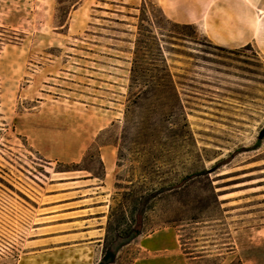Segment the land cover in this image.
Listing matches in <instances>:
<instances>
[{
	"label": "rangeland",
	"instance_id": "1",
	"mask_svg": "<svg viewBox=\"0 0 264 264\" xmlns=\"http://www.w3.org/2000/svg\"><path fill=\"white\" fill-rule=\"evenodd\" d=\"M174 24L159 0H0V264H98L117 182H173L203 168L215 170L224 214L177 227L196 214L192 200L214 201L203 178L193 196L160 202L151 232L117 264H264V59ZM160 52L184 115L155 113L167 97ZM136 56L157 91L130 86ZM143 144L161 152L141 159ZM177 228L203 258H186Z\"/></svg>",
	"mask_w": 264,
	"mask_h": 264
},
{
	"label": "trees",
	"instance_id": "2",
	"mask_svg": "<svg viewBox=\"0 0 264 264\" xmlns=\"http://www.w3.org/2000/svg\"><path fill=\"white\" fill-rule=\"evenodd\" d=\"M174 26L180 27L177 24H174ZM182 27L184 29L193 28L195 31H197V29L192 25H183ZM152 42L154 45L158 46V50H160L158 40L155 36H152ZM141 43L144 42L138 40V44ZM160 58L161 59L159 60L164 63V74L162 77L163 81L160 85H162L165 92L167 93V97L164 100L166 101V103L162 107V110H159V108H155V113L160 116H167L174 115L177 112H182L184 115V110L181 105L176 88V83L174 80V74L172 73L166 59L164 58L163 54H161V52ZM141 59L143 61H141ZM142 62L144 64V58H140L139 56L135 57L131 70L130 86L143 88L146 87L145 92L157 91V87L159 86L157 76L151 74L149 70L144 67L142 68V70H138L140 66H143ZM148 98L149 97L147 93V95L143 97V100H147ZM129 102L133 103L132 101H130V99ZM131 106L132 105H129L127 107V115L130 113ZM184 121L187 125L186 115L184 116ZM131 136L132 133H130L129 122L127 120V125L124 128L123 137L121 139L123 141L125 140L126 144V141ZM132 144L134 146H139L137 144L135 145V143L133 142ZM132 144L128 147H131ZM139 148H142V150L139 152V155L141 156L140 158H144L146 159V161H149V159L153 158V155L151 154L152 150L156 149L158 153H160L162 145L158 144V146H152L150 144H143ZM134 149L136 148H126V151L128 152ZM124 157L125 156L121 151L119 154V160H123ZM162 159H164V156H162L161 154H159L156 158L154 156V164H151L152 167H156L157 164L163 163ZM99 164L103 169L104 165L101 159H99ZM148 169H145V172L150 174L151 171L148 172ZM82 170L92 173L88 168H84ZM212 171L215 170H207L205 168L200 171L189 170L184 174V176L181 177L179 181L173 180V182L169 181L162 183L152 181L148 185L143 186L135 185L132 182L130 185H123L117 182L115 184V189L117 191L116 196L113 200V205L110 206L108 221L106 225L103 254L98 264H117L119 255L125 247L135 242L141 236H144L151 232L152 229L149 227V216L156 210L158 204L164 200H167L168 198H175L181 194H188L193 196L195 191L194 189L203 178L208 182V188L205 190V192L211 195L214 198V201L203 204L200 199L192 200L189 204H187V206L193 213L196 214H193V216L189 218L190 222H188L187 224L177 225V227L180 226L185 228L186 226H190L192 227L191 229H197L196 226L198 224L205 223V221L202 220V218H204L203 215L212 211H218L223 215L225 210L222 209V205L225 202L220 201V194L216 193V188L214 187L213 182L210 178ZM102 177L103 176H96L92 173V178H98L102 180ZM175 213L177 214V212ZM205 217L209 219L207 220V222L217 220L211 219V216ZM179 221V219L171 220L170 218H166V220L162 221V225H171L173 223H178ZM177 230L181 245V251L186 256V258L189 261L203 258L204 254H199L192 257L189 253H187V250L185 249V242L181 234L182 230L179 228H177ZM223 257L224 256H219L216 264H220L223 260Z\"/></svg>",
	"mask_w": 264,
	"mask_h": 264
},
{
	"label": "crops",
	"instance_id": "3",
	"mask_svg": "<svg viewBox=\"0 0 264 264\" xmlns=\"http://www.w3.org/2000/svg\"><path fill=\"white\" fill-rule=\"evenodd\" d=\"M168 19L192 25L210 43L254 48L264 59V0H159Z\"/></svg>",
	"mask_w": 264,
	"mask_h": 264
}]
</instances>
